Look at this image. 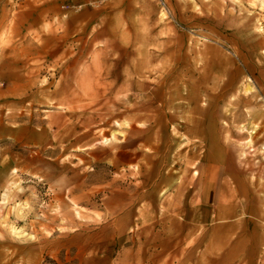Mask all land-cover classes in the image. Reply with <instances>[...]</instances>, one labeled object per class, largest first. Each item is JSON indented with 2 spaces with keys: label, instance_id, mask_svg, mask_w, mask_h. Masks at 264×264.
Wrapping results in <instances>:
<instances>
[{
  "label": "rangeland",
  "instance_id": "374dc122",
  "mask_svg": "<svg viewBox=\"0 0 264 264\" xmlns=\"http://www.w3.org/2000/svg\"><path fill=\"white\" fill-rule=\"evenodd\" d=\"M0 264H264V0H0Z\"/></svg>",
  "mask_w": 264,
  "mask_h": 264
},
{
  "label": "crops",
  "instance_id": "0c3cea01",
  "mask_svg": "<svg viewBox=\"0 0 264 264\" xmlns=\"http://www.w3.org/2000/svg\"><path fill=\"white\" fill-rule=\"evenodd\" d=\"M117 223H118V222H117ZM108 227H110L109 229H112V231H115V229H119V226H118V224L116 225V222L110 224ZM113 235H114V237H116V238L119 237V234H118V233H117V234L114 233Z\"/></svg>",
  "mask_w": 264,
  "mask_h": 264
}]
</instances>
